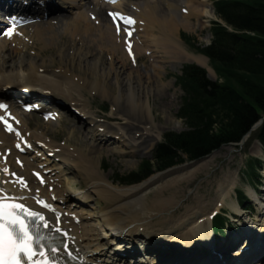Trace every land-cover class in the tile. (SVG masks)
I'll use <instances>...</instances> for the list:
<instances>
[{"label": "bare ground", "instance_id": "bare-ground-1", "mask_svg": "<svg viewBox=\"0 0 264 264\" xmlns=\"http://www.w3.org/2000/svg\"><path fill=\"white\" fill-rule=\"evenodd\" d=\"M24 1L25 0H20L16 3L20 6V3H23ZM59 1L62 3V6L66 9V11L74 18L71 22L68 21V23H64V27H70V29H68L70 30V40L68 39L69 41H67L64 37L60 36L61 39L59 44L66 43L67 47H70L69 49H71V47L74 49L73 44L76 43V39L78 38L79 41H77V43L81 49L79 48L80 51L73 50L74 54L71 58H69L71 66L75 67H79L81 63H85L86 61L84 58L87 56L84 58L83 56L88 53H82V50H87L91 53V51L94 52L96 48L101 52L108 54V56L113 58V60L116 59L117 54H120L122 58V60H119L121 61V66L118 62L120 69H124V67L129 65L127 64L128 56H134L135 62H137L141 53L148 54L149 52V59H154L153 62L155 63V55L160 52H153L152 48L160 50V54H163L164 59H166V56L168 58L166 60H173L182 64L185 62L183 56H185V60H187L189 56L176 39V32L179 29L188 31L190 29L189 21H191L192 18L198 19L200 17L208 18L212 16L211 10L207 11L202 8L199 9V7L202 6L201 3H198L197 6L194 7L192 5V0H187L186 2H184V0L178 1L180 3L184 2L187 4V8H185L187 9V13L182 16H178L175 9L176 5H173L172 1L169 0H165V5L161 8L164 13H162L160 9V11L157 10L158 0H137L136 2L127 0V10L124 9L121 3H119L115 5L113 9H116L115 11L122 12L125 17H129L134 21V23H131V26L135 29V34L129 42L131 45L130 54L129 47H126L123 44L125 39L123 31H121L119 35H116L109 19L106 16L105 18L103 17V15H105L103 12L108 5H104L103 2H100V0ZM33 5L34 4L32 3L29 7L30 15H38L39 11L37 7H34ZM44 6L46 7V12L53 15L52 18H50V22L43 24L46 25L45 27L47 32L52 35L53 33L55 34V25L63 22L65 18L62 14H58V16L54 15L57 12V8L56 6L54 7L53 4L50 5L48 2H44ZM26 9L24 8L23 10ZM161 13L164 16L161 15ZM50 14H48V16ZM43 25L34 24L32 26V37L37 40H42L44 37ZM149 35L151 36L150 38ZM157 35L159 37H157ZM14 36V33L11 37L3 34L0 35V91L3 88H8L9 90L3 93L14 92V95L12 96H17L24 104L31 105V102L33 101L36 102V104L40 101L47 102V96L40 94H28L25 96L24 91L21 92L19 90L20 87H27V89H25L26 91L32 88H41V90L43 89L46 92L50 91L53 93L56 92L59 96L66 98H68L70 92L77 91L78 93V91L82 89L79 85L70 82V78L66 77V74L64 73L53 75L50 72L51 75L46 74L45 69L51 67L52 63L49 65L44 62L39 63L36 60H27L28 62H22L21 58L16 59L15 61L11 59L10 53L13 50V44H15V47H18L19 50L20 48L26 46L23 43V39L26 38L24 32L22 38L21 36L15 38L16 36ZM50 39L54 40L52 38ZM57 49H59V45H57ZM7 52L9 54H6ZM154 53L155 55H152ZM181 53L184 55L181 56ZM64 55L65 54L63 53V56ZM63 56L60 58L62 59ZM192 61L199 66L206 65V59L203 57H196L189 60V62ZM69 66L70 65H66L65 67H68L70 72H74L73 70L75 68L71 70ZM89 67L90 70L93 69V67L96 69V65L94 63ZM102 70L105 77L113 75L115 83L122 84L125 82V87L129 89L130 80L128 77H125L122 81H120L121 78L119 77V74L116 73L112 64L109 65V68ZM209 70L213 73L211 69ZM40 71L42 72L40 73ZM90 72L91 76L94 78V80L88 84L91 91H94L97 87L102 90L108 89L110 90L109 92H111L112 87L110 88L106 81L101 82V79H97V74H93V71ZM159 87L161 86L159 85ZM12 96L9 95V98ZM136 96L130 91L129 93L124 94L125 101L131 106L137 108L141 114H143L142 117L145 120L150 121L152 119V112L148 106L147 100L145 99V101H143L141 99L142 97L140 98L139 96ZM2 99L6 100V95ZM114 102L116 103V98L114 99ZM76 110H79L83 116H91L90 113L80 104H76ZM45 113H50V111ZM11 114L14 116L15 122L21 133L27 136L26 133L30 132V123L28 121H23L25 115L21 113L22 119H19V116L15 115L14 111H12ZM57 120H60V118ZM60 122L63 123V120L61 119ZM99 127L98 125L96 126V132L98 133L102 128L103 131L101 130V133L93 135V144L90 145V148L87 146V149L84 148L83 150L78 147L74 148L76 145L72 146L70 144L72 140L86 143L85 141L88 139L86 135L82 134L75 127L71 130L69 140H67V143L64 146H59L51 140L50 135L52 134L49 133L50 128H48V131H43V133L38 132L36 129L33 132H30L27 138L35 147H39L41 150H47L49 152L48 156L53 155L54 161L58 159L60 165H66L73 168L76 176L82 180L85 186L83 189L78 191L84 198L83 201H80V203L86 200L92 201L93 197H96L105 203V208H98V205L97 207L92 208L94 210L97 209V222L101 223V230L102 233H104L102 238L106 240L108 245H115V243L118 244L117 241L120 242L119 237L121 235L126 236L125 238H127L122 240V243L120 242L118 244L119 247H122L121 251H117V249L113 250L116 257H109L106 255V252H104L105 248H102L100 241L102 238L100 235L96 236L94 230L88 226V220H86V217H83L84 214L82 207H77L78 205H76L72 208V206L61 205L57 202L65 195H71V192L68 191V189H63L60 185L59 177L64 174V171L61 170L59 164L54 165L52 163L53 165H50L49 157L47 156L46 158L44 157V154L41 153L39 154V157L42 156V158L35 160L27 157L26 155H19L12 145L14 139L13 135L4 134L0 128L1 186L11 190L17 189L22 195H26L27 191H29L32 194H39L41 197L55 198L57 201L53 200L51 204L62 214L61 224L62 227L68 231V241L71 244V252L74 254L76 259L79 261L86 260L87 264H124L126 261L132 260L137 262L135 259L137 256H140L144 252L155 250V253H152L154 255L156 254L157 263L159 261L160 263L166 264H255L251 263L253 262L251 258H254L257 260L256 264H264V199H260V197L255 196L253 191H250V196L252 198L251 200H253L256 204V208H258L259 213H257L256 221L260 222V224L257 223L250 225L248 220L241 215L242 213H240L241 211L237 202L233 200L231 202L232 204L230 203L231 209H229L238 214L240 217L242 216L245 221H242L241 223L240 235L236 234L230 237L233 241H230V243L226 245H220L218 242H213V233L211 231L212 227L207 220L202 223L198 221H202L205 216L208 217V215L212 213L213 209L210 213L204 215L208 207L212 205L210 202L205 206H201L199 204L198 206H194V208H186L185 213L173 221L161 220L155 225L151 224V220H153L154 216L158 213H165L177 205V201L175 200L176 194L170 192L168 196H166L164 195V192H169L170 189H174V186L179 183L180 180H184L186 178L189 180L190 177H192L197 171L202 168L204 169L207 166V163L214 158L215 154H212L201 161L191 163L190 165H182V167H175L164 173L154 175L140 185L115 188L109 181L108 175L100 172L101 156L97 152L100 144H103L106 139L109 140L107 136L110 135V137H116V140L114 139L115 141L113 143H118V148L113 150L116 151L121 148V150L118 151V153H120L121 151H125V149H127L130 150V155H135L137 154V148L139 149V147L148 141L147 138H149V134L146 129L145 132L143 129L142 133L136 134L134 137L130 136L133 128L140 127L139 125L132 124L127 127V130L117 129V132L115 133H111L106 127ZM144 136H146V138H144ZM154 137L153 142L156 144L160 140L161 135L159 132H156ZM154 144H151V147H153ZM257 145L258 144L256 143L255 146ZM257 153H260V155L262 154L260 150H258ZM16 161L21 164L20 167L16 165ZM5 169L8 171L5 172ZM34 172L41 174L43 178L42 184L37 183L33 179L32 173ZM12 173L22 177L27 182V187L16 186L15 181H13L10 176ZM166 179H170L169 183L167 182L166 184H163L164 186H160L159 184ZM234 186V174L224 179V182L218 186L216 196L213 200V202L216 200L215 207L218 204L223 205L225 199L231 197ZM152 189L157 191V194H155V197L150 201V204H147L145 202V197ZM249 190L250 189H248V191ZM95 202H97V200ZM217 209L218 207H216V210ZM70 214L74 215L71 216ZM75 218L79 219V221L75 222ZM53 222L55 223V220ZM140 228H142V231H139ZM135 238L144 240L148 244L139 242V245H137V241L133 240ZM178 243H180V245L177 246L179 249L187 251L192 250L193 252L185 253L184 255L179 254V252L175 251L177 250L176 245ZM154 244H167L165 247H173L176 249L174 251H158L152 247L155 246ZM226 246H228V248H226ZM246 246L250 247L247 249L248 251L245 250ZM135 247H139L144 250L139 251L136 250ZM230 247L237 248V251L234 254L231 253L230 258L226 260V250ZM239 250L244 251L241 256L238 254ZM46 255L50 263H68V259H66L65 256H62L60 252ZM154 255L152 256L154 257ZM216 255L221 256L222 259L216 257ZM60 258H63V260ZM42 260L43 257L39 258V256L34 259V261ZM230 260L233 263L229 262ZM151 263H154V260Z\"/></svg>", "mask_w": 264, "mask_h": 264}, {"label": "rangeland", "instance_id": "rangeland-1", "mask_svg": "<svg viewBox=\"0 0 264 264\" xmlns=\"http://www.w3.org/2000/svg\"><path fill=\"white\" fill-rule=\"evenodd\" d=\"M166 1L158 0L157 3L158 11L161 10V8L165 5L164 2ZM169 1H172L173 5H176L175 9L178 16H182L183 15L182 10H185V8H187V4L184 3L187 0H184L183 2L184 4L178 2L179 0H169ZM214 1L216 0H192V5L196 7L198 3H201L202 6H200L199 9L202 8L203 10L208 11L211 10ZM59 7L60 9L54 15L58 16V14H62L65 20L55 25L56 27L55 34L53 33L54 35L53 34L50 35L46 30L45 27L46 25H43L50 22V19L46 18L41 22H36L38 24L43 25L44 27L43 29L44 37L42 38V40L41 39L37 40L36 38L32 37V27L26 28V30H24L26 38L23 39V43L26 46L20 48L19 50L18 47L16 48L15 44H13L12 45L13 50L10 53L11 54L10 56L11 59H13L14 61L16 59L21 58L22 62L36 60L39 63L44 62L49 65L50 63H52L51 67L45 69L46 74L59 75L61 73H64L66 74V77L70 78L69 80L70 82L79 85L80 88L82 87V89H80L78 93L77 91L70 92L69 95L67 94L68 98L59 96L58 93L56 94V92H54L56 95L52 94L50 99H53V101L58 100L62 104V108L60 107L61 109L58 108V106L54 105L53 102L50 103L49 101H47L50 105H52V111L55 110L61 114L63 118V123L60 122L61 119L59 120V122L50 121L47 123L42 120L41 113H33L31 115L25 116L23 121L24 122L28 121L30 123L31 126L30 128L32 129V131L30 132H33L34 130L37 129L38 132L43 133V131H48V128H50L49 133L52 134L50 135V138L59 146H64L67 143V140H69L70 137L71 130L75 127L82 134L86 135L88 139H86L87 140L85 141L86 143H81V142H77L76 140H72L70 144L72 146L76 145L74 146V148L78 147L82 150L84 148L87 149V146H89L90 148L91 147L90 145L93 144L94 141H92V136L98 134L96 132L97 125L98 127L101 126L108 128L111 133L117 132V129L127 130L128 129L127 127L130 126L131 124L139 125L140 126L139 128H133L132 130L130 129L131 130L130 136L133 137L136 134L142 133L143 129L145 132L146 129L149 134L148 135L149 138H147L148 141L144 145L139 147V149L137 148V154L135 155L133 154L130 155V150L127 149H125V151L124 150L121 151L120 153H118V151H120L121 148L117 149L116 151L113 150L115 148H118L117 145L118 143L116 144L113 143L115 141L114 139H109L108 140L110 141L108 142L109 144H104V143L100 144V147L97 149L98 154H100L101 156L100 172L102 174L108 175L109 181L114 185L115 188L132 187L134 185L132 186L119 185L117 183H114V180L118 177H121L122 175L135 171L138 168V165L143 160H149L151 158L152 150L154 149V147L162 141L163 134L167 132L180 133L186 130V126L184 122L177 116L183 93L182 90L177 86L176 76L180 75L181 69L184 65L196 64L193 61L189 62L190 59L201 57V55L197 53L196 48H204L210 43L211 40L210 23L216 21V17L212 15L211 17L208 18H201V17L198 19L192 18V20L189 21L190 29L188 31L184 29L183 30L179 29L176 32V39L183 47L186 54L189 56L188 57L189 60L188 59L185 60V56H183L184 54L181 53V56L184 57V61H185V62L180 61L183 62L182 64H179V62L173 60L172 61L166 60L168 59L166 56H165L166 59H164L163 54H160L161 53L160 50H156L155 48H152L153 52L156 51L160 52L159 54L156 55L155 53L152 54L155 55L156 57L155 63L153 62L154 59L150 60L148 55L141 53L140 57L137 60L136 65H133L134 63L127 62V64L129 65L124 67V69H120L118 65V62L119 64L121 63V61L119 60H122L120 54H117L116 59L113 60V58H110L108 54H105L96 48L95 51L94 52L91 51V53H89L87 50H82V53H88L87 55L84 54L83 56V58L87 56L86 58H84V60H86L85 61L86 64L81 63L79 67H75V66H71V62L69 61V58L73 56L74 51L76 50L80 51L81 49V47L77 43V41H79L78 38L76 39V43L73 44L74 49L72 47L71 49H69L70 47H67L66 43L59 44L61 39L60 36L64 37L67 41L70 40V35H69L70 30H68L70 29V27H64V23H68V21L71 22V20H73L74 18L73 16H71V14H69L66 11V9L62 6V4H60ZM162 13L161 15H163ZM103 17L105 18V15H103ZM46 32L48 33V35ZM181 35H184L188 39H190L191 44L188 45L185 42H183V40L181 39ZM150 37L151 36L149 35V38ZM157 37L159 36L157 35ZM50 38L54 40H51ZM57 45H59V49H57ZM63 53L65 54L64 56ZM6 54L9 53L7 52ZM62 56L63 58L61 59L60 57ZM93 63L96 65V69L93 67V69L90 70L89 66ZM110 64L113 65V68L115 69L116 73L119 74V77L121 78L120 81H122L123 78L128 77V79L130 80L129 89L125 87L124 85L125 82L122 84L115 83V80H113V75L108 77L104 76L102 69L109 68ZM66 65H70L69 67L71 70L75 68L73 70L74 72H70L69 68L65 67ZM200 67L207 70L208 77L211 80H216L215 74L209 71L210 66L208 60L206 62V65H202ZM90 71H93V74H97V79L98 80L101 79L102 80L101 82L106 81V83L110 86V88L112 87L111 92H109L110 90L108 89L102 90L97 87L94 91H91V88L88 86V84L89 82L93 81L94 78L91 76ZM41 72L42 71H40V73ZM159 85L161 87H159ZM129 91L131 93L133 92L135 96L137 95L136 97L138 96L140 98L142 97L141 99L143 101H145V99L147 100L148 106L150 107L152 112V119L150 121L145 120L142 117L143 114H141V112L137 108L131 106L125 101L124 94L129 93ZM46 98L48 99V97ZM115 98H116V103L114 102ZM76 104L82 105V107H84V109L88 111L91 116L86 115L85 117L82 116L79 117V115H76L73 113V111H70L76 109L75 108ZM46 109H48V106L46 107ZM156 132L160 133L161 139L155 145L153 141ZM144 138H146V136H144ZM256 143L257 142L255 140L251 141L250 139L249 142L247 141L242 144H238L236 146L223 147L219 151L212 153L215 154V156L212 160H210L207 163V166L204 169L202 168L199 171H197L192 177H190L189 180L187 178L184 180H180V182L174 186V189H170L169 192L167 191L164 192V195L166 196H168L170 192L175 193L176 194L175 200L177 201V205L165 213H158L156 216H154V219L151 220V224L155 225L157 222L161 220L173 221L179 218L180 216H182L185 213L186 208H190V207L194 208V206L196 205L198 206L199 204L201 206H205L209 202L212 205L208 207L204 215L210 213L212 209L214 210L216 208L215 207L216 200L214 202L213 200L214 197L216 196L218 186L222 184V182H224L225 178L230 177L231 175L234 174L235 191L231 193L230 198L225 199V202L223 204L225 210H230L231 209L230 203L233 200H235L237 191L242 190L246 193V187L249 185L247 184L246 181L248 176L243 174V177L245 178L244 179L241 175V173L244 172L246 169L248 171L251 170L250 164L246 168L247 162L251 160L252 157H259L258 155H260V153L259 154L257 153L258 150L263 152L261 147L258 146L259 144L255 146ZM151 144H154L153 147H151ZM54 162H55L54 160L52 162L49 161L50 165H53ZM190 164L191 163L185 161L184 163L178 166L182 167V165L184 166ZM59 166H61L60 163ZM64 166L61 167V168L64 167V170L62 171L65 170L66 171L64 172L63 175H61V177H59L60 185L63 189L66 190L68 189V191L75 194L76 192L83 189L85 186L82 180L78 176H76V173L72 167L70 168L66 165ZM66 168H68V170ZM263 173H264V168L262 174ZM169 181L170 179H166L162 181L159 185L164 186L163 184H166L167 182L169 183ZM262 189H264V183ZM156 192L157 191L152 189L151 191H149V193L146 194L145 202L147 204H150V201L155 197V194H157ZM247 194L251 198L250 190L248 191V189H247ZM260 196L261 197L263 196L262 198L264 199V194L263 195L261 194ZM96 200L97 202H95ZM99 201H100L99 199L93 197L92 201L87 202V205L82 208V211L84 216L88 220V226L92 230H94L96 236L100 235V237L102 238L104 233L101 234L100 226L96 221L98 217V213L97 215L94 213H89V211L91 210L90 209L91 203L92 204L95 203L96 205H99L100 208H105V203L103 201L100 202ZM91 207L93 208V206ZM254 212L255 215L256 213H259L258 208H256L255 206H254ZM224 213L226 214V217H229V215L225 211ZM100 241L101 244L104 246L107 243L106 240L104 241L103 238ZM165 246H167V244H159L152 247L159 249ZM112 249H115L114 246H112ZM175 249L176 248L172 247L168 251H174ZM111 251L112 250L111 248H109V245L105 246V252L107 253L108 256L111 255ZM175 251L179 252V254L181 255H184L185 253L193 252L192 250L187 251V250L179 249L178 247L177 250ZM151 252L155 253V250L149 251L148 252L149 255H147V257H145L144 260L142 261L146 263H150L151 261H153V258L151 257L152 254Z\"/></svg>", "mask_w": 264, "mask_h": 264}, {"label": "trees", "instance_id": "trees-1", "mask_svg": "<svg viewBox=\"0 0 264 264\" xmlns=\"http://www.w3.org/2000/svg\"><path fill=\"white\" fill-rule=\"evenodd\" d=\"M216 15L232 31L213 23L210 46L200 50L219 81L212 82L201 68L186 65L177 78L183 91L178 118L186 130L168 132L152 159L135 172L116 178L131 185L183 162L199 160L223 146L239 143L264 116V0H219ZM189 43V39H186ZM264 148V119L254 134ZM251 175L257 179L252 163ZM224 223L218 218V234Z\"/></svg>", "mask_w": 264, "mask_h": 264}, {"label": "snow or ice", "instance_id": "snow-or-ice-1", "mask_svg": "<svg viewBox=\"0 0 264 264\" xmlns=\"http://www.w3.org/2000/svg\"><path fill=\"white\" fill-rule=\"evenodd\" d=\"M107 2L115 3L116 0H107ZM110 15L114 20L119 17L126 23H134L131 18L124 17L122 14L110 13ZM14 29L15 21H13V27L4 35L11 37ZM117 31H119V25H117ZM128 35L131 37V32ZM129 50L131 54V45H129ZM0 108H6V105L0 104ZM8 130L12 131L11 126ZM4 171L7 172L8 170L5 169ZM20 183L24 184V181L21 179ZM24 186L27 187L26 184ZM39 203L44 208L48 207L43 201H39ZM25 217L31 220H45L44 216L38 212L30 211L23 203H6L4 199H0V264H26V262L27 264H50L43 249L39 252L43 260H33L34 256L37 255L34 245L38 243V239L31 233L28 220ZM44 226L47 227L48 225L45 224ZM52 251H56V249H52Z\"/></svg>", "mask_w": 264, "mask_h": 264}]
</instances>
